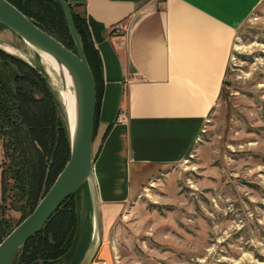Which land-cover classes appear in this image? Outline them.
Listing matches in <instances>:
<instances>
[{
    "label": "crops",
    "instance_id": "obj_1",
    "mask_svg": "<svg viewBox=\"0 0 264 264\" xmlns=\"http://www.w3.org/2000/svg\"><path fill=\"white\" fill-rule=\"evenodd\" d=\"M67 1L85 14L102 63L93 153L103 235L91 264H113L111 235L140 170L175 166L195 149L235 39L264 0Z\"/></svg>",
    "mask_w": 264,
    "mask_h": 264
},
{
    "label": "rangeland",
    "instance_id": "obj_2",
    "mask_svg": "<svg viewBox=\"0 0 264 264\" xmlns=\"http://www.w3.org/2000/svg\"><path fill=\"white\" fill-rule=\"evenodd\" d=\"M0 48L41 70L64 108L29 44L0 29ZM140 175L144 182L111 235L113 264H264V1L235 39L223 91L195 149L175 166ZM75 202L93 233L87 185ZM21 217L6 214L16 227Z\"/></svg>",
    "mask_w": 264,
    "mask_h": 264
},
{
    "label": "trees",
    "instance_id": "obj_3",
    "mask_svg": "<svg viewBox=\"0 0 264 264\" xmlns=\"http://www.w3.org/2000/svg\"><path fill=\"white\" fill-rule=\"evenodd\" d=\"M8 1L41 28L51 33L56 31L62 43L76 51L58 0ZM70 8L98 94L102 63L85 14L77 12L72 5ZM0 29L7 28L0 24ZM63 109L41 70L0 48V146L3 150L0 166V244L16 227L6 218L7 212L21 213L20 222L26 219L70 158V134ZM79 190L66 199L46 225L28 240L13 264L82 262L91 243L92 228L79 218L75 202Z\"/></svg>",
    "mask_w": 264,
    "mask_h": 264
},
{
    "label": "water",
    "instance_id": "obj_4",
    "mask_svg": "<svg viewBox=\"0 0 264 264\" xmlns=\"http://www.w3.org/2000/svg\"><path fill=\"white\" fill-rule=\"evenodd\" d=\"M58 1L64 10L76 51L67 48L8 0H0V24L37 51L50 55L66 70L75 98L72 122L62 102L69 120L70 158L34 211L0 244V264H13L28 240L46 225L66 199L84 185L88 186L90 192L93 233L89 248L80 264H91L94 252L102 242V216L93 153L98 109L97 84L75 28L70 4L67 0ZM38 55L41 57L40 53ZM62 73L64 76V72Z\"/></svg>",
    "mask_w": 264,
    "mask_h": 264
},
{
    "label": "bare ground",
    "instance_id": "obj_5",
    "mask_svg": "<svg viewBox=\"0 0 264 264\" xmlns=\"http://www.w3.org/2000/svg\"><path fill=\"white\" fill-rule=\"evenodd\" d=\"M31 48L35 50L36 52L40 53L43 59V62L48 68V72L53 81L52 83L57 88L60 99L64 103L65 107L67 108L68 113L71 117V122H72L73 117H74L75 98H74V92L72 90L71 79L68 73L66 72V70H63L50 55L39 52L32 46ZM62 72H64V76Z\"/></svg>",
    "mask_w": 264,
    "mask_h": 264
},
{
    "label": "built area",
    "instance_id": "obj_6",
    "mask_svg": "<svg viewBox=\"0 0 264 264\" xmlns=\"http://www.w3.org/2000/svg\"><path fill=\"white\" fill-rule=\"evenodd\" d=\"M120 28H122V27L119 25L117 27V29H120ZM126 120H127V115H126L125 112L119 114V116H118V122L124 123V122H126Z\"/></svg>",
    "mask_w": 264,
    "mask_h": 264
}]
</instances>
